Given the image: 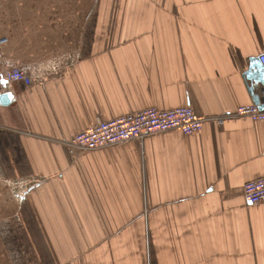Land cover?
Masks as SVG:
<instances>
[{
    "label": "crops",
    "instance_id": "1",
    "mask_svg": "<svg viewBox=\"0 0 264 264\" xmlns=\"http://www.w3.org/2000/svg\"><path fill=\"white\" fill-rule=\"evenodd\" d=\"M87 23L61 78L12 85L0 106V176L22 183L49 263L264 264V202L243 196L264 177V123L214 120L254 104L264 0H94ZM181 107L207 119L199 134L68 144Z\"/></svg>",
    "mask_w": 264,
    "mask_h": 264
},
{
    "label": "rangeland",
    "instance_id": "2",
    "mask_svg": "<svg viewBox=\"0 0 264 264\" xmlns=\"http://www.w3.org/2000/svg\"><path fill=\"white\" fill-rule=\"evenodd\" d=\"M93 2L0 0V77L15 67L76 53L88 33ZM10 180L0 176V264H50L39 247L34 216L21 200L22 183Z\"/></svg>",
    "mask_w": 264,
    "mask_h": 264
},
{
    "label": "built area",
    "instance_id": "3",
    "mask_svg": "<svg viewBox=\"0 0 264 264\" xmlns=\"http://www.w3.org/2000/svg\"><path fill=\"white\" fill-rule=\"evenodd\" d=\"M69 59L68 57L56 58L6 71L0 79L7 80L8 86L0 84V95L9 92L12 85L16 84L25 87H45L50 80L63 76L69 67ZM259 59L264 65V56H260ZM260 98L261 104L264 105V91L261 92ZM242 118L249 119L253 123H264V111L260 110L259 106L251 104L238 107L234 113L214 120L222 122ZM206 121L207 119L198 116L191 107L172 110L149 108L116 119L99 121L93 127L75 135L68 144L84 154L130 141H143L172 131L192 136L203 130ZM243 196L249 206L264 202V177L246 183L243 187Z\"/></svg>",
    "mask_w": 264,
    "mask_h": 264
},
{
    "label": "water",
    "instance_id": "4",
    "mask_svg": "<svg viewBox=\"0 0 264 264\" xmlns=\"http://www.w3.org/2000/svg\"><path fill=\"white\" fill-rule=\"evenodd\" d=\"M260 69H264V66L262 65L259 59L258 61H255L254 63L251 64L250 69L246 73L245 77L251 83L250 92L253 96L254 104L259 106L260 110L264 111V105L261 104L260 95H255L254 93L258 89L261 90V92L264 91V83H258V78L260 76ZM260 87H262V89H260ZM8 93L9 92L3 93L0 95V106L1 107H8L13 102L14 99L12 100L6 99Z\"/></svg>",
    "mask_w": 264,
    "mask_h": 264
},
{
    "label": "snow or ice",
    "instance_id": "5",
    "mask_svg": "<svg viewBox=\"0 0 264 264\" xmlns=\"http://www.w3.org/2000/svg\"><path fill=\"white\" fill-rule=\"evenodd\" d=\"M258 83H264V69H260V76L258 78ZM0 84H2L5 87H7L8 86V81L7 80L0 79ZM6 99L7 100H12L13 99L11 93H8Z\"/></svg>",
    "mask_w": 264,
    "mask_h": 264
}]
</instances>
